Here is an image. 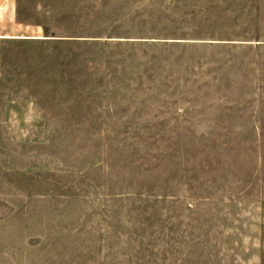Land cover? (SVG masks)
Wrapping results in <instances>:
<instances>
[{
	"label": "rangeland",
	"instance_id": "obj_1",
	"mask_svg": "<svg viewBox=\"0 0 264 264\" xmlns=\"http://www.w3.org/2000/svg\"><path fill=\"white\" fill-rule=\"evenodd\" d=\"M0 264H264V0H0Z\"/></svg>",
	"mask_w": 264,
	"mask_h": 264
}]
</instances>
